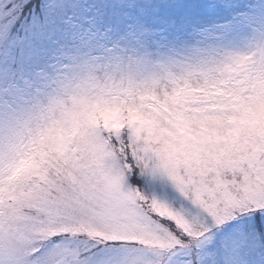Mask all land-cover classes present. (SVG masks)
I'll use <instances>...</instances> for the list:
<instances>
[{
	"label": "snow or ice",
	"instance_id": "1",
	"mask_svg": "<svg viewBox=\"0 0 264 264\" xmlns=\"http://www.w3.org/2000/svg\"><path fill=\"white\" fill-rule=\"evenodd\" d=\"M0 264H264V0H0Z\"/></svg>",
	"mask_w": 264,
	"mask_h": 264
}]
</instances>
